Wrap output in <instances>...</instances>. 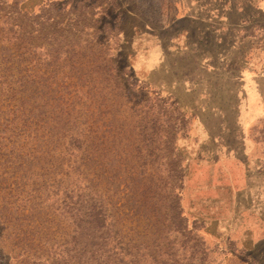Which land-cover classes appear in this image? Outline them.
<instances>
[{"label": "rangeland", "instance_id": "rangeland-1", "mask_svg": "<svg viewBox=\"0 0 264 264\" xmlns=\"http://www.w3.org/2000/svg\"><path fill=\"white\" fill-rule=\"evenodd\" d=\"M175 1L0 0V67L8 61L15 77L28 76L31 143L47 150L28 190L40 188L38 213L58 225L57 247L77 251L89 239L108 264H264L248 212L254 167L230 137L245 102L229 101V113L217 115L212 102L194 99L196 82L186 95L147 81V53L159 52L149 40L168 53L182 31ZM62 201L85 241L71 240ZM11 230L0 229L4 255Z\"/></svg>", "mask_w": 264, "mask_h": 264}, {"label": "crops", "instance_id": "crops-1", "mask_svg": "<svg viewBox=\"0 0 264 264\" xmlns=\"http://www.w3.org/2000/svg\"><path fill=\"white\" fill-rule=\"evenodd\" d=\"M174 4L182 31L168 53L161 54L158 39L149 40H157L159 52L147 53L149 62L155 61L146 60L151 69L147 81L186 95L196 82L193 85L202 89L193 91L194 99L212 102L208 110L217 115L229 113V101L245 102L232 114L230 137L238 157L254 167L250 229L256 237L252 243L264 245V124L256 125L264 122V0H176ZM248 111L255 113L251 120ZM246 211L241 210L243 219ZM259 259L264 260V253Z\"/></svg>", "mask_w": 264, "mask_h": 264}, {"label": "trees", "instance_id": "trees-1", "mask_svg": "<svg viewBox=\"0 0 264 264\" xmlns=\"http://www.w3.org/2000/svg\"><path fill=\"white\" fill-rule=\"evenodd\" d=\"M8 53L12 54L10 50ZM7 64L6 68L0 67V229L6 231L11 227L10 234L12 233L13 240L12 254L4 255L2 249L0 250V264H10L11 255L13 260L18 259L21 263L38 264L43 261L46 263L55 254H59L62 258L56 264H68L71 261L81 264L88 262L108 264V260L99 255L94 243L87 242L89 239L77 251L70 250L67 244L57 247V238H54L57 236L58 225L46 213L43 217L39 216L38 212L44 206L38 195L40 188L28 190V183L34 180L32 179L33 164L43 160L47 150L35 148L31 143L33 131L28 76L15 77L12 72L14 64L8 61L4 63ZM15 72L17 74L18 70ZM27 204L31 207L27 208ZM60 205L62 210L66 211L61 210L58 215L65 212L64 215L68 214L73 221L74 230L71 240L78 243L85 241L81 233V221L76 220L77 214L67 211L70 208L68 203L64 204L62 201ZM59 209L56 208L57 211ZM89 219L94 221L97 215H89ZM41 233L43 237L49 234L53 237L52 240H42L38 237ZM1 239L2 232L0 242ZM42 247H48L50 251L46 259L36 255V249ZM54 247H57V250H54ZM70 253L74 255L70 256Z\"/></svg>", "mask_w": 264, "mask_h": 264}]
</instances>
